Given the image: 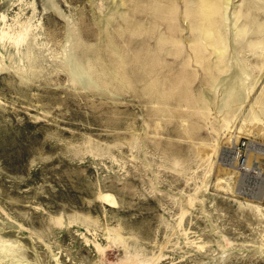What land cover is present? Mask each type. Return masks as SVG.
<instances>
[{"label":"rangeland","instance_id":"1","mask_svg":"<svg viewBox=\"0 0 264 264\" xmlns=\"http://www.w3.org/2000/svg\"><path fill=\"white\" fill-rule=\"evenodd\" d=\"M0 264H264V0H0Z\"/></svg>","mask_w":264,"mask_h":264},{"label":"built area","instance_id":"2","mask_svg":"<svg viewBox=\"0 0 264 264\" xmlns=\"http://www.w3.org/2000/svg\"><path fill=\"white\" fill-rule=\"evenodd\" d=\"M243 146H244V143L242 142V143L240 144V148H242ZM236 154H237V159L239 160V164H240V166L243 165V163H244V161H243V156L240 155L239 153H236Z\"/></svg>","mask_w":264,"mask_h":264},{"label":"bare ground","instance_id":"3","mask_svg":"<svg viewBox=\"0 0 264 264\" xmlns=\"http://www.w3.org/2000/svg\"><path fill=\"white\" fill-rule=\"evenodd\" d=\"M236 162V161H235Z\"/></svg>","mask_w":264,"mask_h":264}]
</instances>
